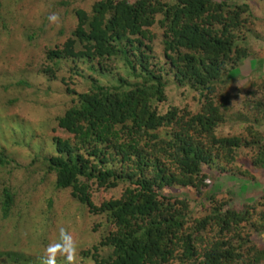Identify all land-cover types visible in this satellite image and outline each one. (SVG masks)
Returning a JSON list of instances; mask_svg holds the SVG:
<instances>
[{
	"label": "trees",
	"instance_id": "1",
	"mask_svg": "<svg viewBox=\"0 0 264 264\" xmlns=\"http://www.w3.org/2000/svg\"><path fill=\"white\" fill-rule=\"evenodd\" d=\"M247 1L97 0L89 11H74L77 25L66 41L55 37L46 46L47 79L64 60L72 59L76 65L71 74L86 79L89 88L82 92L68 88L74 101L57 117L65 138H55L54 152L38 156L27 169L43 170L41 180L54 183L52 195L69 190L74 206L89 212L90 222L105 214L117 229L100 234L102 222H95V235L87 237L63 223L58 239L46 233L36 239L46 243L44 264H78L79 257L91 258L95 264H167L173 259L178 264L264 261V245L256 239L264 236V194L240 210L229 194H211L194 203L187 197L167 198L158 191L175 185L201 191L212 184L204 165L231 172L233 167L228 166L240 148L256 145L254 164L264 165V140L258 130L245 127L251 133L250 141L217 133L233 100L240 96L231 89L234 78L225 72L231 66L230 73L248 55L249 46L239 42L238 30L242 13L250 6ZM160 35L165 63L158 67L151 59ZM257 62L260 81L250 79L253 87L243 94L245 101L255 104L249 105L255 114L264 109V58ZM107 66L126 67L134 80L119 72V83H102L101 75L112 72ZM171 73L180 84L202 90L199 110L173 105L159 111L166 100L164 77ZM220 85L223 90L219 92ZM24 123L19 142L31 134ZM14 166L20 163L11 152L0 149L3 218L12 215L17 203L13 187L2 180ZM53 201L54 197L47 201L50 221L57 209ZM22 222L27 228V217ZM37 229L35 236L39 237V232L48 230ZM86 243L92 244L90 253L79 250ZM51 247L57 251L54 261L49 258ZM13 254L3 253L16 260Z\"/></svg>",
	"mask_w": 264,
	"mask_h": 264
},
{
	"label": "rangeland",
	"instance_id": "2",
	"mask_svg": "<svg viewBox=\"0 0 264 264\" xmlns=\"http://www.w3.org/2000/svg\"><path fill=\"white\" fill-rule=\"evenodd\" d=\"M96 1L0 0V149L11 152L12 157L20 163V167L14 166L11 174L4 173L2 176V180H7L6 183L13 187L18 197L9 218H3L0 213V264H44L43 253H46V243L39 244L36 239L44 238L45 233L50 239H58L60 234L62 235L63 223L70 230L84 233L87 237L95 235L93 226L95 222H102V226L98 228L100 234L112 233L117 229V226L104 216L105 214L96 215L94 221L90 222L89 212L78 210L74 206L75 203L68 195L69 190L58 191L52 195L55 192L54 183L50 179L41 180L43 170L27 169L38 156H50L54 152L55 138H65V131L59 127L57 117L61 116L74 101V96L68 88L73 87L79 92L89 88L86 79L71 74L76 65L72 59L64 60L57 68L56 74L47 79L45 70L48 62L45 48L53 44L55 37L62 43L66 41L77 25L73 16L74 11L77 9L89 11ZM247 2L250 6L242 13L238 30L239 42L249 46L248 55H244L245 58L239 65L230 71L232 74L229 73L231 66L225 72L226 77L228 75L234 78L232 84L230 83L231 89L240 93V96L233 100L231 108L226 112L225 122L217 127V133L236 134L250 141L251 133H248L245 127L252 126L262 134L264 140V109H259L257 114L250 111L249 105L255 104L245 101L243 95L247 89L253 87L249 83L250 79H256L257 82L261 77L260 70L256 73L258 68L256 64L258 59L264 58V0ZM53 15L57 17L56 20L50 19ZM162 42L163 38L160 35L155 40L151 59L158 67L165 63ZM107 67L112 72L108 71L101 75L102 83L107 85L119 83L117 79L119 72L126 79L134 80L126 67L121 70L116 66ZM164 79L166 100L160 103V112L167 111L173 105L178 107L189 105L194 111L200 109L204 100L201 96L202 90L194 88L189 83L180 84L173 73L166 75ZM23 81L25 83H22ZM222 90L220 85L219 92ZM256 117H261V120H256ZM22 123L31 134L23 140L24 142H19L18 139L23 134ZM251 148L236 150V158L228 166L233 167L231 172L214 171L204 165V169L210 171L211 186L198 192L191 186L175 185L171 190L166 188L158 190L159 194L171 199L187 197L194 203H201L211 194L220 196L229 194L235 207L243 210L247 203L259 199L264 194V180L259 175L264 170V165L254 164L253 156L256 154L257 146ZM2 188L0 184V193ZM50 197H54L53 203L57 208L52 221L49 219L52 213L47 204ZM34 215L38 216L40 222L36 221ZM24 216L28 219L27 228L22 222ZM39 227L41 230L48 229L39 232L40 237L35 236ZM25 231L29 233L24 235ZM263 238L264 236L256 237L257 242L264 245ZM91 245L86 243L79 250L90 253ZM7 251L13 252L17 259L5 258L3 253ZM34 253H37V257ZM56 255L57 251L51 247L49 258L54 261L57 259ZM173 260L167 264H178ZM77 262L95 264L91 258L79 257ZM260 264H264V261Z\"/></svg>",
	"mask_w": 264,
	"mask_h": 264
},
{
	"label": "clouds",
	"instance_id": "3",
	"mask_svg": "<svg viewBox=\"0 0 264 264\" xmlns=\"http://www.w3.org/2000/svg\"><path fill=\"white\" fill-rule=\"evenodd\" d=\"M50 19H51V20H56L57 17H56L55 15H53V16L50 17ZM263 169H264V168H263ZM209 176H210V174H209ZM218 176H219V175H218ZM210 186H211V185H210ZM263 234H264V232H263Z\"/></svg>",
	"mask_w": 264,
	"mask_h": 264
},
{
	"label": "crops",
	"instance_id": "4",
	"mask_svg": "<svg viewBox=\"0 0 264 264\" xmlns=\"http://www.w3.org/2000/svg\"><path fill=\"white\" fill-rule=\"evenodd\" d=\"M259 175H261V178L264 180V170L261 171V172L259 173ZM259 175H258V178H259Z\"/></svg>",
	"mask_w": 264,
	"mask_h": 264
}]
</instances>
